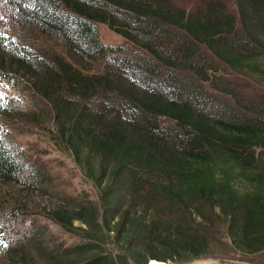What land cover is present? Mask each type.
<instances>
[{
	"label": "trees",
	"instance_id": "trees-1",
	"mask_svg": "<svg viewBox=\"0 0 264 264\" xmlns=\"http://www.w3.org/2000/svg\"><path fill=\"white\" fill-rule=\"evenodd\" d=\"M6 1L0 255L8 264L262 263L254 258L264 254V0ZM99 24L127 50L104 45ZM6 87L21 97L8 98ZM16 111L62 145L97 191L98 203L51 193L55 202L38 214L62 241L35 217L34 202L5 190L56 185L10 148L4 128Z\"/></svg>",
	"mask_w": 264,
	"mask_h": 264
},
{
	"label": "rangeland",
	"instance_id": "rangeland-1",
	"mask_svg": "<svg viewBox=\"0 0 264 264\" xmlns=\"http://www.w3.org/2000/svg\"><path fill=\"white\" fill-rule=\"evenodd\" d=\"M175 1H183L186 5L188 4V1L191 2L190 0ZM191 5L192 4H190V7ZM9 11L10 9L7 5V1L0 0V31H11L10 17L12 16V13H9ZM98 34L101 42L104 45L113 47L121 46L127 50L128 46L126 45V42L128 41L123 38V36L111 30L107 25L99 24ZM262 91H264V89H262ZM3 93L12 100L21 97L17 91L7 87L4 89ZM8 120L10 123L8 122L9 124H5V133L8 135V139L10 140V148L15 151L16 156H18V159L21 161V163L26 167V169V165H32L37 166L43 171H46V173L52 175L55 180L54 183H56L55 186H51V189L46 187L42 188L40 191L30 190L26 187L18 185L17 183L12 184L11 188H6L5 190H9L13 198L20 199L22 201L34 202L32 208L34 212H37L35 217H39L38 213H44V210L48 211L49 209L46 208V206L55 202L56 199L51 195V193L53 195L62 193V195L64 194L65 196L68 194L72 197H76L78 194L84 192V194H88L93 201L96 203L99 202L96 189L93 187L91 182L87 180L83 172H81V170L75 165L72 157L62 145L55 144L46 131L41 130L37 126H31L32 122L30 123L29 119L24 118L23 115L18 111H16L12 117H9ZM47 192L48 194H46ZM41 219V224L46 225L49 232L51 231L52 233H56V238L59 241H62L66 238L64 235L57 233L56 226L51 225L52 222L43 218ZM33 258H36V253H33ZM254 259L262 262L260 264H264V254ZM215 260H218L221 264H250L243 262L241 257L233 256L224 258L219 257L215 258ZM197 261L187 264H208L199 263ZM169 262L172 264H177L171 261ZM169 262L164 264H169ZM0 264H8L5 256L3 255H0Z\"/></svg>",
	"mask_w": 264,
	"mask_h": 264
},
{
	"label": "built area",
	"instance_id": "built-area-1",
	"mask_svg": "<svg viewBox=\"0 0 264 264\" xmlns=\"http://www.w3.org/2000/svg\"><path fill=\"white\" fill-rule=\"evenodd\" d=\"M152 261L149 262V264H151ZM169 264H172L169 262ZM209 264H221L218 260H215V259H209Z\"/></svg>",
	"mask_w": 264,
	"mask_h": 264
},
{
	"label": "crops",
	"instance_id": "crops-1",
	"mask_svg": "<svg viewBox=\"0 0 264 264\" xmlns=\"http://www.w3.org/2000/svg\"><path fill=\"white\" fill-rule=\"evenodd\" d=\"M209 259H211V258H209ZM209 259H203V260H199V261H197V262H199V263H209ZM197 262H195V263H197Z\"/></svg>",
	"mask_w": 264,
	"mask_h": 264
},
{
	"label": "bare ground",
	"instance_id": "bare-ground-1",
	"mask_svg": "<svg viewBox=\"0 0 264 264\" xmlns=\"http://www.w3.org/2000/svg\"><path fill=\"white\" fill-rule=\"evenodd\" d=\"M162 263H164V262H162ZM207 263V262H206ZM152 264V263H151ZM209 264V263H208Z\"/></svg>",
	"mask_w": 264,
	"mask_h": 264
}]
</instances>
